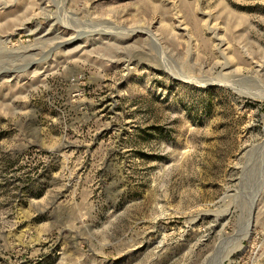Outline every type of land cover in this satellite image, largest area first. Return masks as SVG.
<instances>
[{"label":"rangeland","instance_id":"374dc122","mask_svg":"<svg viewBox=\"0 0 264 264\" xmlns=\"http://www.w3.org/2000/svg\"><path fill=\"white\" fill-rule=\"evenodd\" d=\"M0 264H264V0H0Z\"/></svg>","mask_w":264,"mask_h":264}]
</instances>
